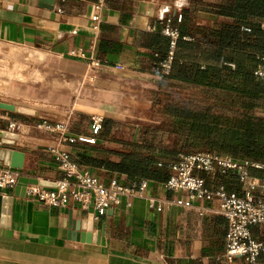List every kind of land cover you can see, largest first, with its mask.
Segmentation results:
<instances>
[{
	"label": "crops",
	"instance_id": "0c3cea01",
	"mask_svg": "<svg viewBox=\"0 0 264 264\" xmlns=\"http://www.w3.org/2000/svg\"><path fill=\"white\" fill-rule=\"evenodd\" d=\"M98 1L55 0L50 8L41 0H0V42L60 61L49 70L56 74V98H0L36 111L0 107V129L18 134L3 137L0 143L29 156L28 167L19 168L22 175L50 182L65 177L52 150L59 132L45 125L67 117L73 135L96 139L64 144L72 161L108 184L112 179L136 180L105 165L119 161L120 152L128 151L131 143L155 133H197L191 126H180L182 109L197 115L209 106L211 120L220 114L229 119L239 116V74L241 64L246 65L240 57L261 53L248 43L264 41V33L258 37L255 29L264 24V0H104L96 10ZM94 14L98 19L92 18ZM167 16L180 26L183 39L170 74L162 76L154 61L155 53L164 55L169 48L158 25ZM91 59L101 63L94 77L88 71ZM207 71L213 73V81H201ZM95 118L101 119L96 134ZM165 143L172 145L174 140L166 138ZM180 154L137 178L149 181L144 196L123 195L98 219L93 207L85 209L72 198L66 205H51L22 195L21 183L0 188L11 198L3 203L0 215V264H264L261 257L251 263L242 256H226L229 223L218 197H191L188 191L165 187L170 164ZM5 166L0 161V167ZM194 173L211 190L224 183L231 192L246 193L233 171L217 176L202 170ZM251 173L264 176L263 169L251 168ZM149 197L163 208L150 206ZM176 199L191 204H177ZM252 234L264 241V223L252 227Z\"/></svg>",
	"mask_w": 264,
	"mask_h": 264
},
{
	"label": "built area",
	"instance_id": "2783aa9c",
	"mask_svg": "<svg viewBox=\"0 0 264 264\" xmlns=\"http://www.w3.org/2000/svg\"><path fill=\"white\" fill-rule=\"evenodd\" d=\"M104 5V0H99L95 5L99 10ZM98 19V14L92 16ZM182 14H178V19ZM160 32L169 39V48L165 55L155 53L154 61L156 71L162 75L170 74L178 40L182 37L179 27L173 23V18L167 16L159 21ZM154 29L157 27L154 26ZM264 33V24L262 25ZM101 63L97 59L89 61V76L94 77ZM254 74L264 83V52L259 55V64ZM264 106V90L262 96ZM16 128V123L10 124ZM46 128L59 132L58 143L52 148L55 158L65 172V177L56 181L55 186H43L28 183L26 193L44 203L51 205H66L72 198L79 202L85 209L94 208L95 218L103 215L106 209L113 203H118L121 196H144L148 187V179L140 178L123 183L118 179H112L108 184L89 170H82L71 159L70 149L64 146L77 140L94 143L95 137L75 136L71 132L70 118L67 117L54 125L46 124ZM101 127V119L95 118L92 129L96 134ZM264 143V134H263ZM172 173L165 182V187L171 191L185 190L191 197L220 199L221 213L228 219V231L226 236V256L233 259L242 256L251 263L259 257L264 260V241L255 238L252 227L264 223V176L251 173V168L264 170V156L262 159H240L227 154H218L211 151L197 150L180 154L178 161L170 164ZM195 170L206 171L212 176L219 173L233 171L238 179L246 187L245 195H239L227 189L224 183L211 190L206 187L205 179L194 173ZM23 176L19 168L11 166L0 167V188L12 187L19 183ZM177 204L190 205V200L176 199ZM149 205L161 210L163 204L155 197H149Z\"/></svg>",
	"mask_w": 264,
	"mask_h": 264
},
{
	"label": "trees",
	"instance_id": "16d2710c",
	"mask_svg": "<svg viewBox=\"0 0 264 264\" xmlns=\"http://www.w3.org/2000/svg\"><path fill=\"white\" fill-rule=\"evenodd\" d=\"M178 27L180 30V26ZM255 29L258 37L263 35L259 26ZM182 39L181 37L177 42L175 59ZM243 46L244 44L240 48ZM248 46L259 50L260 54L264 52V41L261 38L254 43H248ZM240 60L246 65L241 64L239 74L242 101L237 110L239 116L229 119L227 115L220 114L218 118L211 120L209 118L211 107L209 106L205 111L197 113L198 116L191 112H184L182 109V118L179 120L180 126H191L197 132L196 134L168 136L163 132L160 136L155 133L151 137H143L141 141L131 143V148L128 151H121L119 161H107L105 165L137 179L142 176L146 177L151 170H155L154 167L157 164L160 167L165 165L162 160L176 158L179 153H184L182 151L186 149L211 151L240 159H262L264 155V113L262 112L261 98L264 85L254 74L259 64V57L245 55L240 57ZM200 79L210 82L213 81L214 75L207 71V73L201 74ZM188 117H192V119ZM166 138L174 140V143L172 145L166 144ZM176 145H179L178 149H175Z\"/></svg>",
	"mask_w": 264,
	"mask_h": 264
},
{
	"label": "rangeland",
	"instance_id": "374dc122",
	"mask_svg": "<svg viewBox=\"0 0 264 264\" xmlns=\"http://www.w3.org/2000/svg\"><path fill=\"white\" fill-rule=\"evenodd\" d=\"M59 64V60L29 47L0 42V98L18 101L28 100L25 97L29 95L56 98L54 84L56 74L49 70ZM160 110L163 108L161 107ZM166 123L167 121L162 124ZM162 124L149 125L167 129V126Z\"/></svg>",
	"mask_w": 264,
	"mask_h": 264
},
{
	"label": "water",
	"instance_id": "95a60500",
	"mask_svg": "<svg viewBox=\"0 0 264 264\" xmlns=\"http://www.w3.org/2000/svg\"><path fill=\"white\" fill-rule=\"evenodd\" d=\"M42 1L46 2V3H42V4H45L44 6H47L50 8H52L55 3V0H41V2ZM0 107L8 109V110H17V111L31 113V114L36 113L34 109L23 107V106L17 107L15 104L7 103L1 100H0ZM3 137L17 138L18 134L10 130L0 129V142ZM0 161H2L7 166H11L14 168H23V167H28L29 156L27 153L23 151H20L16 148L0 143ZM19 183L23 185L22 195L26 193V185L28 183H34V184H40V185H46V186L56 185V182H50V181H46L43 179H39L37 177H29L25 175L20 177ZM5 200H8L9 203L11 202L10 197H7L0 193V215H1L3 203L5 202ZM8 213H10V206L8 208Z\"/></svg>",
	"mask_w": 264,
	"mask_h": 264
}]
</instances>
